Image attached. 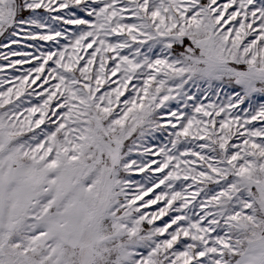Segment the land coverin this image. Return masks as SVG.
Listing matches in <instances>:
<instances>
[{
	"label": "snow or ice",
	"instance_id": "6c2138e0",
	"mask_svg": "<svg viewBox=\"0 0 264 264\" xmlns=\"http://www.w3.org/2000/svg\"><path fill=\"white\" fill-rule=\"evenodd\" d=\"M0 264H264V0H0Z\"/></svg>",
	"mask_w": 264,
	"mask_h": 264
}]
</instances>
